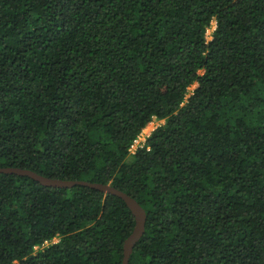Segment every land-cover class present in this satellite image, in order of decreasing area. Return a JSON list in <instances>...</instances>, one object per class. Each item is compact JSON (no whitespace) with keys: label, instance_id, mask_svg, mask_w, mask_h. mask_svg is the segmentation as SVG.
I'll list each match as a JSON object with an SVG mask.
<instances>
[{"label":"trees","instance_id":"trees-1","mask_svg":"<svg viewBox=\"0 0 264 264\" xmlns=\"http://www.w3.org/2000/svg\"><path fill=\"white\" fill-rule=\"evenodd\" d=\"M0 167L135 198L128 264H264V0H0ZM135 226L0 172V264H123Z\"/></svg>","mask_w":264,"mask_h":264},{"label":"water","instance_id":"water-1","mask_svg":"<svg viewBox=\"0 0 264 264\" xmlns=\"http://www.w3.org/2000/svg\"><path fill=\"white\" fill-rule=\"evenodd\" d=\"M0 172H9V173H17L23 175H29L34 177L35 179L41 181L45 185L49 186H59V187H72L76 184L88 185L90 187L101 190L105 193H113L122 197L128 206L133 211L136 217V226L132 234L127 238L124 244V260L123 264H128L130 256L133 252L135 244L139 241L142 235L145 232L147 215L145 209L141 206V204L129 194L115 188L111 184H103V183H92L85 180H63V179H53L50 177H46L40 175L32 170L22 169L17 167H0Z\"/></svg>","mask_w":264,"mask_h":264},{"label":"rangeland","instance_id":"rangeland-1","mask_svg":"<svg viewBox=\"0 0 264 264\" xmlns=\"http://www.w3.org/2000/svg\"><path fill=\"white\" fill-rule=\"evenodd\" d=\"M216 26V20L212 21L211 26L209 27L208 31H207V38L208 40H210L212 38V33L215 30L214 27ZM216 28V27H215ZM197 86V83H195L194 85H192L190 87V93L193 91V89ZM164 120H160V119H156L154 118L147 126V130L149 131H153L157 126H159L161 123H163ZM53 241L57 242L58 238H55ZM50 243V242H49ZM46 244L45 246L49 245ZM39 247H37L36 249H38Z\"/></svg>","mask_w":264,"mask_h":264},{"label":"built area","instance_id":"built-area-1","mask_svg":"<svg viewBox=\"0 0 264 264\" xmlns=\"http://www.w3.org/2000/svg\"><path fill=\"white\" fill-rule=\"evenodd\" d=\"M215 27H214V29H215ZM151 132L152 131L147 130L146 127H145V129H143V131L140 133V135L137 137V139L134 140L133 144L131 145V147H130L131 153H135L139 148H143V147L146 146L147 138L151 134ZM48 243H49V241H46L42 245V247L45 246Z\"/></svg>","mask_w":264,"mask_h":264}]
</instances>
